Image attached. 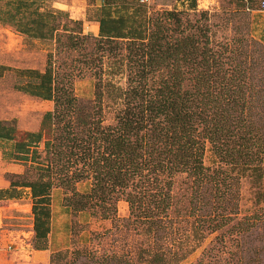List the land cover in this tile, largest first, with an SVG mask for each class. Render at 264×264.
<instances>
[{
  "label": "trees",
  "instance_id": "16d2710c",
  "mask_svg": "<svg viewBox=\"0 0 264 264\" xmlns=\"http://www.w3.org/2000/svg\"><path fill=\"white\" fill-rule=\"evenodd\" d=\"M43 1L5 0L7 10L0 11V18L20 33L39 40L56 38L58 44L54 22L61 13L42 12L38 4ZM101 14L97 37L68 34L65 47L72 50L90 43L107 52V59L115 62L110 66L115 71L112 78L124 75L125 87L99 81L93 102L83 103L73 93L68 75L53 66L51 55L44 72L19 71L25 82L15 87L18 92L53 104L40 128L46 120L51 122V138L40 147L41 141L27 142L34 137L19 131L15 123L0 121V144L11 146L0 148L3 158L37 172L30 181L24 174L9 175L16 181L9 180L10 187L0 190V201L19 200L25 189L30 191L34 247L46 250L52 188L65 192L66 208L72 213L96 211L103 220L113 218L116 230L121 228L116 204L123 199L130 213L125 227L137 231L145 226L141 230L150 243L138 249V264H181L196 248L168 249L162 234L174 219L172 180L186 175L191 195L183 210L186 218H194L186 240L200 244L206 235L220 232L197 264L216 260L229 242L239 249L229 253L226 264H233L237 256V264H258L264 247L261 252L245 244L264 216L257 209L239 218V188L241 179L249 178L257 206L264 203L263 41L250 36L234 52L212 40L207 13H201L205 24H191L186 13L151 16L126 5L112 9L110 4ZM8 70L0 65V79ZM105 97L118 106L111 125L102 117ZM207 146L215 158L212 168L203 162ZM90 178L89 192L78 193L75 186ZM39 225H46L45 230L41 232ZM56 254L60 260L66 255L53 254L51 264ZM96 264L124 263L114 254Z\"/></svg>",
  "mask_w": 264,
  "mask_h": 264
},
{
  "label": "rangeland",
  "instance_id": "374dc122",
  "mask_svg": "<svg viewBox=\"0 0 264 264\" xmlns=\"http://www.w3.org/2000/svg\"><path fill=\"white\" fill-rule=\"evenodd\" d=\"M259 0H150L149 5H142L139 0H44L38 5L42 12L51 11L52 13H61L59 19L54 23L59 35V43L56 38L51 40L34 39L26 34L20 33L16 28L6 23L0 18V65L9 67V70L0 79V120L15 123L19 131L29 133L34 137L30 143H38L42 147L45 140L51 138L52 125L43 119L47 113L52 111L53 104L30 97L18 92L15 87L23 84L25 81L19 77L18 72L22 70H35L44 72L48 63V55H51V63L60 73H66L70 79L76 97L80 102H93L96 84L100 81L101 85L108 80L121 87H125L126 80L124 75H117L115 78L110 69L113 62L107 59V52H100L92 44L81 46L76 49L65 47L68 34L93 35L98 36V22L101 19V12L104 8L112 4V9H120V6L126 5L129 9H144L148 15H156L165 11H176L189 15L188 21L194 24L200 21L205 24V19L201 13H207L209 16L212 40L222 45H229L235 52L242 45L246 38L252 36L256 40L263 41L264 44V13L259 12ZM5 0H0V11L5 12ZM72 21V22H69ZM99 27V26H98ZM96 33V35H95ZM59 46V47H58ZM58 47V48H57ZM59 51V53H57ZM103 58V62L98 60ZM86 60L94 61L87 63ZM103 64V65H102ZM120 84V85H119ZM103 120L105 125L113 124L117 104L104 98ZM116 107V108H115ZM35 135V136H34ZM40 137L38 140L37 138ZM26 138H29L26 136ZM29 138V139H30ZM9 149L10 144H0V148ZM1 148V149H2ZM0 149V151H1ZM204 156V166L213 167L215 158L210 152L209 146ZM9 153V152H8ZM17 162L3 159L0 167L15 172L18 167H8L9 164ZM19 165V164H18ZM16 168V169H15ZM36 170L30 166L24 167V179L35 180ZM6 178V177H5ZM8 181H16L14 177L7 176ZM174 182L171 189L172 207L171 215L173 222L166 226V231L162 234L166 238L165 246L168 249L185 252L186 249H194V253L181 264H197L202 259L205 249L211 247L216 235H206V239L200 244L186 237L191 233V225L194 218H186L184 207L188 206V199L191 195L189 178L186 175H177L172 180ZM92 179H86L79 182L75 188L78 193H86L91 189ZM240 215L239 218L252 215L258 209L264 216V203L257 206L255 192L249 178H242L240 184ZM64 191L58 188H52L51 197V218L49 222L51 247L57 253L66 254L64 259L56 254L52 264H96L101 258L111 257L114 254L122 257L124 264H138V249H147L150 246L141 226L137 231L130 228L128 230L126 221L129 218L128 204L123 200L116 204L117 219L121 228L114 229L116 221L109 219L103 220L99 214L93 210H86L83 213H72L66 208L68 200H64ZM67 194L71 195L70 190ZM66 201V202H65ZM0 202V245H7L4 230L16 231L19 233H30L33 236L24 238V242L36 245L34 216L32 214L33 201L24 199L22 213L15 211L16 206L12 203L18 200H12L11 203ZM5 203V204H4ZM261 209V210H260ZM263 218V217H262ZM261 218V219H262ZM124 221V222H123ZM46 225H39L42 232ZM249 237L246 239V246L249 249H258L262 252L264 247V222L257 224ZM52 231V232H51ZM107 231H111L107 234ZM105 235V237H100ZM189 237V236H188ZM190 238V237H189ZM229 237L225 238L228 240ZM16 244V238H10ZM186 240V241H185ZM4 241V242H3ZM46 243V244H47ZM49 244H47L48 248ZM15 245L13 246V248ZM195 247V248H193ZM238 247L229 242L226 248H221L217 254V261L213 258L205 259L206 264H226L229 262V253L238 251ZM80 251L77 254H73ZM52 258V257H51ZM244 258V257H243ZM260 262L264 264V253L258 256ZM233 264H237L238 256ZM247 263V259L244 258Z\"/></svg>",
  "mask_w": 264,
  "mask_h": 264
},
{
  "label": "crops",
  "instance_id": "0c3cea01",
  "mask_svg": "<svg viewBox=\"0 0 264 264\" xmlns=\"http://www.w3.org/2000/svg\"><path fill=\"white\" fill-rule=\"evenodd\" d=\"M97 29H98V26H97ZM3 159L4 158L2 155V151H0V163H2ZM10 166H12L13 168L14 167H18V168L17 169L15 168L16 171L12 172V171H9V169H4V167L2 166L0 167V190H5L10 187V183L7 179V176L9 175L21 176L24 174V166L21 165L20 163H16V164L11 163L8 165V167ZM29 193L30 191L28 189H25V191L22 193L23 194L22 198L19 199L18 202L12 203V205L16 206V209H15L16 212L22 213L23 207H24L22 203L25 198H27L28 201H31V194ZM4 201H6L5 203L7 204V203H11L12 200H2L0 202H4ZM3 233H5L3 237H5V240L7 241V243H5L7 247L15 243L10 238L15 237L16 244H14L15 247L12 248L11 251L6 250L4 244L3 246L0 245V264H51L52 255L58 252V251L53 250L52 249L53 247H51L50 237L52 233H50L48 236L49 243L47 244H49V246L48 248H46V250L35 249V247L32 246L33 237L30 238V243L24 242V239L22 237L24 236V238H29V236H33V231H31L30 233H19L16 231L4 230ZM14 245H12V247Z\"/></svg>",
  "mask_w": 264,
  "mask_h": 264
},
{
  "label": "built area",
  "instance_id": "2783aa9c",
  "mask_svg": "<svg viewBox=\"0 0 264 264\" xmlns=\"http://www.w3.org/2000/svg\"><path fill=\"white\" fill-rule=\"evenodd\" d=\"M139 2H140L142 5H149L150 0H139ZM258 8H259V12L264 13V0H259ZM12 248H13L12 245H9V246L6 248V250L11 251Z\"/></svg>",
  "mask_w": 264,
  "mask_h": 264
}]
</instances>
